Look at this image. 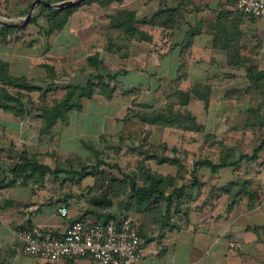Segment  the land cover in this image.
I'll use <instances>...</instances> for the list:
<instances>
[{"label":"rangeland","instance_id":"374dc122","mask_svg":"<svg viewBox=\"0 0 264 264\" xmlns=\"http://www.w3.org/2000/svg\"><path fill=\"white\" fill-rule=\"evenodd\" d=\"M33 1L0 0V26L22 23L31 10L26 24L0 33V62L7 64L9 74L24 77L32 87H4L15 100L0 101V178L4 174L11 178L9 170L21 155L76 173L38 171L18 176L0 187V205L7 201L12 205L16 198L22 205L33 199L46 205L67 197L82 212L88 205L99 206L95 210L101 214L94 220L79 219L99 221V215L115 212L119 217L109 219L119 220L131 207L132 182L142 187L152 177H161L167 194L187 186L169 216L167 203L157 198L145 205V212H139L157 223L164 216V222L180 226L189 211L225 213L243 199L248 206L264 202V146L257 158L240 159L264 142V87L249 86L245 69L228 66L223 56H211V48L206 55L187 48L181 60L175 56V42L188 43L186 30L199 16L194 0L192 4L114 0L107 5L82 0L62 27L49 34L50 13L40 2L32 6ZM45 1L66 4L74 0ZM179 4L177 32L142 22ZM118 10L134 11L132 25L151 34V40L126 39L124 26L114 27L112 16ZM255 42L251 40L244 58L264 70V51L258 54ZM88 56L98 59L96 67L88 63ZM89 79L94 82L92 94L79 97L65 118L45 128L41 108L62 98L67 85L83 86ZM169 106L188 110L200 128L151 124L142 118L144 112L168 113ZM221 158L238 161L216 172L209 167L193 171L198 160L218 163ZM96 194H102L101 200L93 199ZM1 252L5 256L3 248ZM15 255V261L0 259V264L37 262L20 249H15Z\"/></svg>","mask_w":264,"mask_h":264},{"label":"crops","instance_id":"0c3cea01","mask_svg":"<svg viewBox=\"0 0 264 264\" xmlns=\"http://www.w3.org/2000/svg\"><path fill=\"white\" fill-rule=\"evenodd\" d=\"M188 1L193 3V0H184L185 4ZM236 1L194 0V5H198L200 9L199 16L195 17V21L186 30L188 43L175 42V56L181 60L183 51L187 48L196 54L206 55L211 48V56H223L226 63L227 50L215 45V28L218 24L235 25L239 32V53L242 57L249 51L251 40H257V52L262 53L264 14H239L234 10ZM179 6L181 11L182 7ZM210 11L214 14L211 18L208 16ZM180 20L175 28L162 29L175 31ZM217 20L219 21L216 22ZM129 191L132 193L131 188ZM101 195L96 194L93 199L97 197L101 200ZM84 198L85 195L82 196ZM62 199L46 205L38 204L33 199L31 202H24L23 206L21 199L16 198L11 200L12 205H8L7 200L6 204L0 205V249L3 248L5 252V256L2 252L0 254L2 262L18 259L15 249L22 251L18 234L33 225L51 227L59 234L70 222L80 217L94 220L96 214H101L95 210L99 206L88 205V209L82 212L77 202L72 203L67 197ZM62 208H65L66 215L61 214ZM126 213L125 217L136 223L144 243V264H264V202L260 206L249 207L247 199H243L233 204L225 213L211 210L189 211L183 223L176 228L169 225L159 226L156 220L146 218L143 213L135 212L131 208ZM110 214L112 212L99 215V221L119 217L115 212L113 216H108ZM36 261V264H99L89 257H66L53 263L40 259Z\"/></svg>","mask_w":264,"mask_h":264},{"label":"trees","instance_id":"16d2710c","mask_svg":"<svg viewBox=\"0 0 264 264\" xmlns=\"http://www.w3.org/2000/svg\"><path fill=\"white\" fill-rule=\"evenodd\" d=\"M85 1H91V0H85ZM93 1V0H92ZM114 0H100L101 5H107L111 3ZM121 1V0H117ZM49 2V1H48ZM84 2V1H82ZM180 5V4H179ZM39 6L43 8V10H48L50 13V20H49V29L46 32V34H49L54 29H59L62 27L64 21L66 20L67 16H69L75 6L70 7H64L62 9H56L52 7L45 6L44 4L40 3ZM179 7L176 5L174 8H166L156 14H151V16H148L147 18H144L142 20L143 23H150L153 25H160L162 28H175L178 25L177 19L175 18V14H178L179 16ZM242 14L243 13H239ZM154 15V16H153ZM135 12L134 11H128V10H118L113 14L112 18L116 19V23H114V27L117 26H124V33L123 36L126 37V39H139L142 41H149L151 40V35L143 30H140L138 27L132 25V20L134 19ZM160 21V22H157ZM217 20L216 22H218ZM1 24V23H0ZM4 24V23H3ZM17 27L13 23L4 24L0 26V33L5 34L7 30H11L13 28ZM215 45H220L222 48H225L227 50L226 54V64L233 68H243L245 69V76L247 81L249 82V86L258 87L259 85L264 87V70L258 69L257 66L254 64H251L250 60L247 58H244L240 55L239 50L241 46V42L239 41V32H237L236 27L234 24H221L218 26L216 25L215 28ZM87 61L90 65L96 67L99 63L98 59L94 56H88ZM7 64L5 62H0V101L1 103H5L6 101L15 100L12 95L9 94L5 90V85H12L18 88H25L28 90H31L32 87L29 85V83L25 80L24 77H14L6 69ZM100 78V77H99ZM67 90L62 98H60L58 101H55V103L50 107H43L41 108L42 111V117L45 118L46 126L45 128H48L52 123L55 122L57 118H65L67 115V111L71 108H73L76 103H79L78 100L81 96H90L93 92L94 88V82L92 80H87L85 85H73L69 84L66 86ZM194 92V91H193ZM264 102V100L262 101ZM169 111L168 113H164L162 111L159 113H153L152 112H144L142 115V118L144 121L151 123V124H159V125H171L176 127H181L183 129H199L200 127L196 126L195 124V118L194 116H191L188 110L185 109H171V106L168 107ZM157 114V115H154ZM163 114H166L164 116ZM157 116V117H156ZM264 146V142L260 143L259 146H257L256 149H254L252 155L247 156L243 155L240 159L244 158L245 160H252L257 158V153L259 150H261ZM218 163H214L211 160H198L194 163V170L198 169L199 167H209V169L212 172H216L218 169L228 166H234L236 165L238 160L235 159H228V158H221ZM40 171L42 174L45 172L55 175L60 172L64 173H71L74 174L76 172L74 171H67L61 168H51L49 166H46L44 164H41L36 161H32L28 159L26 156L21 155L19 157V161L14 163L12 167L9 170V173L11 174V178L8 179V176L4 174L0 178V187L9 185L14 178L16 179L18 176H22L24 174H28L31 172H38ZM150 177V176H149ZM161 177H158L157 180H155L154 177L149 181L148 184H144L142 187L136 186L134 182H132V193L131 198L129 202V206L131 205V209L135 212H145L147 209L145 207L149 205V202L153 198H157L163 202L167 203V214L169 216L170 209L174 204V201L176 199H180L185 195V187L187 186H179L175 188L174 192H171L169 194L166 193L167 188H165L164 185L160 184ZM148 181V180H147ZM196 185V182H193L191 184V187ZM251 197H256V194L250 195ZM253 205L250 204L249 207H252ZM164 216H162L161 221H158L159 226L163 225H170L172 228H176L177 225L173 224L171 222H164ZM108 219L102 220L107 221ZM139 233V232H138Z\"/></svg>","mask_w":264,"mask_h":264},{"label":"built area","instance_id":"2783aa9c","mask_svg":"<svg viewBox=\"0 0 264 264\" xmlns=\"http://www.w3.org/2000/svg\"><path fill=\"white\" fill-rule=\"evenodd\" d=\"M235 8L244 15L261 16L264 0H237ZM60 211L66 215L65 208ZM18 238L25 254L46 262L89 257L99 264H144L145 246L129 217L104 222L77 219L59 234L51 227L33 225Z\"/></svg>","mask_w":264,"mask_h":264},{"label":"water","instance_id":"95a60500","mask_svg":"<svg viewBox=\"0 0 264 264\" xmlns=\"http://www.w3.org/2000/svg\"><path fill=\"white\" fill-rule=\"evenodd\" d=\"M81 1L82 0H74V1H71V2L66 3V4H58V3L48 2V1H45V0H34L31 5L33 6L34 5V2H40V3H42V4H44L45 6H48V7H52V8H56V9H62L64 7H70V6L77 5ZM30 17H31V10L28 12L26 18L23 20L22 23L15 24V25H17V26H23L24 24H26L29 21V18Z\"/></svg>","mask_w":264,"mask_h":264}]
</instances>
